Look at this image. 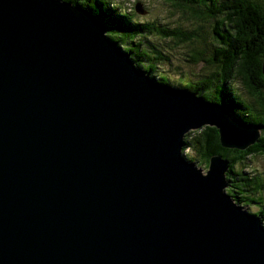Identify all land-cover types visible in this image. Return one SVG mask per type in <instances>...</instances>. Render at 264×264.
<instances>
[{
    "label": "water",
    "instance_id": "1",
    "mask_svg": "<svg viewBox=\"0 0 264 264\" xmlns=\"http://www.w3.org/2000/svg\"><path fill=\"white\" fill-rule=\"evenodd\" d=\"M136 10L145 13L141 3ZM67 0H0V264H264V221L183 153L229 108L158 82Z\"/></svg>",
    "mask_w": 264,
    "mask_h": 264
},
{
    "label": "trees",
    "instance_id": "2",
    "mask_svg": "<svg viewBox=\"0 0 264 264\" xmlns=\"http://www.w3.org/2000/svg\"><path fill=\"white\" fill-rule=\"evenodd\" d=\"M67 1L102 20L107 35L158 82L223 103L239 122L259 130V140L243 150L224 147L218 128L207 125L187 133L183 153L191 150L208 168L212 156L222 155L226 191L243 206L256 205L264 221L263 172L246 169L251 156L264 154V0H161L170 9L163 20L139 18L136 6L127 10L117 0ZM187 47L191 62H205V70L187 73L177 65V76L166 72L165 65L176 63L170 50Z\"/></svg>",
    "mask_w": 264,
    "mask_h": 264
},
{
    "label": "rangeland",
    "instance_id": "3",
    "mask_svg": "<svg viewBox=\"0 0 264 264\" xmlns=\"http://www.w3.org/2000/svg\"><path fill=\"white\" fill-rule=\"evenodd\" d=\"M118 2H120L122 5H124L126 7L127 10H134V7L139 4V2L141 3V5L145 8L148 9V12L146 14H137L139 18H158L160 20H163V18L165 19V17L169 16V8L168 6H166L161 0H117ZM188 23V22H187ZM207 24V23H205ZM188 25V24H187ZM189 28V27H187ZM206 32H207V28H205ZM205 32V31H204ZM210 33L212 34V28H210ZM209 33V35H210ZM209 39H212V37L210 36ZM170 52H172L173 54V60L176 63H172L169 64V66H164V70L170 74H172L173 76H177V71H175V66H181L183 71H187L188 72H198L201 71L202 69H204V64L206 65L205 62H201L200 64H195L193 63V61L191 62L190 59V51L187 50L186 48H174L173 50H170ZM205 70V69H204ZM239 86V90L241 91V86L240 84ZM193 130V129H192ZM192 130H189V132H191ZM188 132V133H189ZM187 135V134H186ZM191 150L186 149L184 154L187 157V159H190L194 162L197 163V165L199 167H201L203 169V172L207 173L210 169L208 167L205 166V164L201 163L200 164V160H193L191 158ZM187 154V155H186ZM249 167L246 169H250V170H259L261 172H263L264 175V154H256V156H251L250 162L248 163ZM247 210H249L250 212L254 213L257 210V206L252 204L249 206H245Z\"/></svg>",
    "mask_w": 264,
    "mask_h": 264
}]
</instances>
